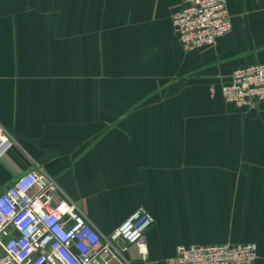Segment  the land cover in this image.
Here are the masks:
<instances>
[{
	"label": "crops",
	"instance_id": "0c3cea01",
	"mask_svg": "<svg viewBox=\"0 0 264 264\" xmlns=\"http://www.w3.org/2000/svg\"><path fill=\"white\" fill-rule=\"evenodd\" d=\"M187 1L0 0V123L17 142L0 195L41 170L106 236L152 214L135 264L243 244L264 264V104L221 95L264 64V0H227L232 31L194 52L173 25Z\"/></svg>",
	"mask_w": 264,
	"mask_h": 264
},
{
	"label": "built area",
	"instance_id": "2783aa9c",
	"mask_svg": "<svg viewBox=\"0 0 264 264\" xmlns=\"http://www.w3.org/2000/svg\"><path fill=\"white\" fill-rule=\"evenodd\" d=\"M173 25L184 51L212 48L232 31L227 0H188ZM221 95L239 109L264 104V64L236 69ZM16 146L0 123V160ZM154 223L152 214L139 209L106 236L56 180L33 170L0 195V264H135L131 248H136L138 261L146 262V233ZM257 259L255 244L182 245L169 263L255 264Z\"/></svg>",
	"mask_w": 264,
	"mask_h": 264
},
{
	"label": "rangeland",
	"instance_id": "374dc122",
	"mask_svg": "<svg viewBox=\"0 0 264 264\" xmlns=\"http://www.w3.org/2000/svg\"><path fill=\"white\" fill-rule=\"evenodd\" d=\"M6 191V190H5ZM2 194H3V192H2Z\"/></svg>",
	"mask_w": 264,
	"mask_h": 264
}]
</instances>
